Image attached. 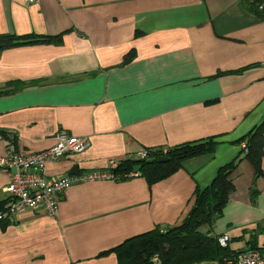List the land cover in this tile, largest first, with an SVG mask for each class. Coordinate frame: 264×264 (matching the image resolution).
<instances>
[{
	"label": "crops",
	"instance_id": "obj_1",
	"mask_svg": "<svg viewBox=\"0 0 264 264\" xmlns=\"http://www.w3.org/2000/svg\"><path fill=\"white\" fill-rule=\"evenodd\" d=\"M0 34L62 36L0 49V153L51 148L62 131L89 141L49 161L48 180L215 142L160 181L74 183L55 216L0 221V264H119L102 253L180 224L196 190L234 160V190L211 233L227 234L235 252L264 245V159L257 173L238 142L264 123V14L249 0H0ZM11 173L0 168V205Z\"/></svg>",
	"mask_w": 264,
	"mask_h": 264
},
{
	"label": "trees",
	"instance_id": "obj_2",
	"mask_svg": "<svg viewBox=\"0 0 264 264\" xmlns=\"http://www.w3.org/2000/svg\"><path fill=\"white\" fill-rule=\"evenodd\" d=\"M259 1L261 0L250 2V6L257 14H264V10H259L256 6ZM61 40V35L0 34V49L34 43H58ZM132 55L129 54L126 60L131 59ZM225 73L222 71L219 75ZM238 142L246 144L243 148L246 157L252 162L257 173H263L264 123L257 125ZM214 148L215 142L211 139L204 143H183L166 151L153 149L148 152L146 158L131 157L120 163L115 171L139 173L154 183L175 173L186 159L213 151ZM160 156H167L169 160L158 162L157 158ZM236 166L237 160L223 165L207 188L196 190L194 205L180 224L166 229L155 227L126 239L102 254L116 252L119 264H201L204 261L226 264V258H233L242 251L235 252L230 249L229 244L222 246L219 237L211 233V228L216 218L222 215L223 208L234 190L230 176ZM2 204L0 209H5L7 198ZM0 221L4 225L13 222L8 219ZM205 227L208 229H204ZM249 249L264 253V245Z\"/></svg>",
	"mask_w": 264,
	"mask_h": 264
},
{
	"label": "built area",
	"instance_id": "obj_3",
	"mask_svg": "<svg viewBox=\"0 0 264 264\" xmlns=\"http://www.w3.org/2000/svg\"><path fill=\"white\" fill-rule=\"evenodd\" d=\"M30 4L36 0H24ZM254 0H249L252 2ZM256 6L264 10V0ZM246 147V144H243ZM89 141L85 137L68 134L62 131L58 135L57 143L48 149L39 152H18L11 148L7 153H0V168L12 170L11 178L5 188L7 204L0 209V220H15V215L31 210L44 209L51 216L57 212L60 196L74 183L94 180H121L133 173L116 172L119 162L110 160L105 169L91 171L86 174L65 175L48 180L46 178V164L55 161L70 153H81L87 149ZM147 151H140L139 158H146ZM227 234L219 237L222 246L229 244ZM157 260V257L154 258ZM226 264H264V253L256 249H247L233 258H226Z\"/></svg>",
	"mask_w": 264,
	"mask_h": 264
},
{
	"label": "water",
	"instance_id": "obj_4",
	"mask_svg": "<svg viewBox=\"0 0 264 264\" xmlns=\"http://www.w3.org/2000/svg\"><path fill=\"white\" fill-rule=\"evenodd\" d=\"M168 160H169V158L167 156H160V157L157 158L158 162H167ZM76 169H77V167H74V169L72 171H70L69 174L70 175L76 174L77 173V172L75 173Z\"/></svg>",
	"mask_w": 264,
	"mask_h": 264
}]
</instances>
